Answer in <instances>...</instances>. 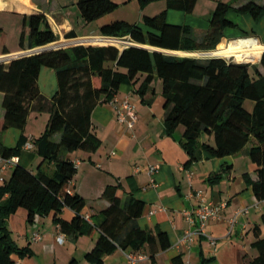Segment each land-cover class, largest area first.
Masks as SVG:
<instances>
[{"label":"trees","instance_id":"trees-1","mask_svg":"<svg viewBox=\"0 0 264 264\" xmlns=\"http://www.w3.org/2000/svg\"><path fill=\"white\" fill-rule=\"evenodd\" d=\"M157 1H165L166 10L153 17L144 16L141 24L112 21L100 27L101 36L130 38L135 46L122 52L111 46H75L0 65L4 110L0 120V157L5 160L18 157L25 144L22 136L15 147H5L2 135L7 129L23 130L31 112L49 114L46 129L34 140L36 154L41 158L36 170L31 171L18 162L9 179L0 185V264H15L13 256L24 259L33 254L30 247H19L8 229L7 221L18 209L26 211L28 223L36 216L52 214L53 222L65 234L77 236L98 230L100 236L95 246L85 255L89 262L100 264L105 255L117 249L138 251L147 246L154 257L170 247L165 233L154 235L139 227L137 219L143 213L144 203L132 194H125L121 185L105 188L102 198L109 206L102 212L101 221L93 225L82 215L84 199L67 192L76 168L66 156L78 150L95 152L101 145L92 132L93 110L112 101L122 85L137 83L140 75L144 78L137 95L142 102L152 84L161 81L165 134L172 136L179 126L184 128L181 146L188 155L184 168L189 169L203 153L224 158L238 154L254 142L247 155L257 167L258 180L252 181L247 173L243 177L255 198L264 201V73L259 70L264 72V54L259 65L253 66L230 63L222 57L197 59L143 48L186 53L216 50L224 30L237 28L228 19V13L247 15L258 23L264 16V3L249 0L234 7L232 3L219 2L207 33L198 41L189 25L167 21V12L171 10L191 14L197 0H139V4L144 8ZM76 6L83 22L90 24L113 13L119 5L114 0H77ZM23 25L27 33L24 30L21 33V49L26 41L29 49L57 41L42 14L25 17ZM42 68L55 73L57 89L50 99L39 89ZM247 101L253 103L250 112L245 109ZM203 135L212 136L213 145L201 143ZM44 163L54 166L51 175L42 171ZM63 208L74 212L70 222L59 217ZM261 224L264 226V214ZM252 247L257 256L249 264H264V237H260L258 230ZM210 261L202 257L198 264ZM68 264L78 262L73 259ZM172 264H183L182 258L175 257Z\"/></svg>","mask_w":264,"mask_h":264},{"label":"crops","instance_id":"crops-1","mask_svg":"<svg viewBox=\"0 0 264 264\" xmlns=\"http://www.w3.org/2000/svg\"><path fill=\"white\" fill-rule=\"evenodd\" d=\"M114 1L119 6L113 13L122 5H136L139 13L137 21H128L127 15L120 18L106 15L95 21L98 23L95 29L87 30L89 24L83 22L76 6L77 0H0V57L7 60L12 57L19 59L31 56L32 52L40 48L56 50L75 46H111L122 52L127 47L135 46L130 38L101 36L100 27L112 21L141 24L144 16H156L167 7L165 1L153 2L144 8L140 7L139 0ZM248 1L197 0L191 14L171 10L167 12V21L174 25H189L194 37L201 41L209 29V21L219 2L232 3L234 7H239ZM258 3L263 4L264 0ZM37 14L45 16L57 41L32 49L28 48L26 41L25 48L21 49V33L23 30L27 33L23 25L24 18ZM227 17L237 28L224 30L216 50L222 46L234 48L242 43L264 48V16L258 23L247 15H237L233 12L228 13ZM96 38L114 40L117 43H94ZM194 54L197 53L178 52L177 55L171 56ZM259 70L264 73L261 68ZM143 78L144 76L140 75L137 83L122 85L113 99H127L135 106L138 119L133 128L129 129L117 122V111L110 104L111 101L93 110L92 132L101 141V145L95 152L78 150L66 156L76 168V174L68 188L72 194H78L84 199L82 215L88 216L89 220L85 221L93 225L101 221L102 212L109 206L102 198L105 188L121 185L125 194H132L144 203L143 213L137 219L139 227L154 235L157 232L165 233L170 247L154 257H151L147 246L138 251L124 252L117 249L112 254L105 255L100 264H127L124 253L136 252L147 256L137 264H172L175 257H181L183 264H198L202 257L211 260L208 264H249L257 256V251L252 247L255 230H258L260 237H264V226L261 224L264 201L255 198L251 186L246 184L243 177L247 173L252 181L258 180L257 167L247 155L254 142H250L252 145L246 146L238 154L224 158H215L203 153L202 158L194 162L189 169L184 168L188 159L181 146L184 128L179 126L172 136L165 134L161 81L157 80L152 84V89H149L142 102L137 90ZM38 85L41 94L50 99L57 89L55 73L51 69L42 68ZM2 99L3 95H0V120L4 116ZM245 109L252 111L253 103L245 102ZM48 120L49 114L46 112H31L23 130L10 128L2 135V144L8 148L15 147L22 136L25 138L20 155L15 158L17 163L31 171H35L41 162V158L36 154L34 140L43 134ZM55 137L54 140L57 141L59 136L57 140ZM200 141L210 145L214 143L212 136H202ZM28 143L32 144V149L26 148ZM4 164L5 159L0 157V185L9 179L15 166L7 165L2 169ZM151 165H157L158 169L149 176L147 167ZM136 167L139 171L135 170ZM41 169L49 175L54 172L52 164L44 163ZM187 171L192 173L191 178L188 177ZM151 179L154 186L151 185ZM193 191L204 192L207 201L213 205L225 204L219 219L210 221L205 230L214 244L208 237L196 235L192 241H182L183 236L195 228L185 217L186 212L197 206L194 198H188ZM124 199L125 197L123 201ZM59 217L65 222H70L74 212L63 208ZM7 225L16 244L19 247L28 246L33 252L31 257L24 259L13 256L17 264H68L73 259L78 264H97L85 260L86 253L93 249L100 236L96 229L91 234L82 232L77 236L64 233L65 240L63 244H59L56 238L60 231L58 225L53 222V215L36 216L32 223H28L24 209H18L12 214ZM35 234L40 236L39 240L34 239Z\"/></svg>","mask_w":264,"mask_h":264},{"label":"built area","instance_id":"built-area-1","mask_svg":"<svg viewBox=\"0 0 264 264\" xmlns=\"http://www.w3.org/2000/svg\"><path fill=\"white\" fill-rule=\"evenodd\" d=\"M255 40L254 38H250ZM259 46V45H258ZM264 53V52H263ZM110 104L116 109V120L119 124L126 126L127 128L131 129L134 127L135 123L137 122V114L135 111V106L131 104L127 99H124L122 101L113 100L110 102ZM27 149H32L33 146L31 143H28L26 145ZM114 154V152L112 153ZM17 163V158H11L8 161L5 160V164L2 169H4L7 165H15ZM158 169L157 165H151L147 167V173L149 176H152L154 173H156ZM136 171H139V168H135ZM188 177H192V173L190 171H187ZM2 182V178L0 177V183ZM151 185L154 186V181L150 180ZM67 192L71 194V191L69 188L67 189ZM189 199L194 198L197 201V206L190 212L185 213L186 220L189 222V224L194 228L193 231H188L182 238V241H192L193 236H206L208 237L212 244H214V241L212 238L207 236L206 233V227L210 221L218 220L220 211L222 208L225 207V204H217L213 205L207 201L206 195L202 191H193L188 195ZM84 219L89 220L88 216H85ZM58 229L60 233L58 234L56 240L59 244H63L65 240L64 233L61 232L60 227L58 226ZM35 240H39L40 236L38 234H35L34 236ZM124 256L127 260V264H137L141 260H145L147 256L142 252H136V253H124ZM17 264V263H15Z\"/></svg>","mask_w":264,"mask_h":264},{"label":"bare ground","instance_id":"bare-ground-1","mask_svg":"<svg viewBox=\"0 0 264 264\" xmlns=\"http://www.w3.org/2000/svg\"><path fill=\"white\" fill-rule=\"evenodd\" d=\"M94 43H117L114 40L108 39H94ZM264 51L263 47H255L249 46L246 43H242L237 45L234 48H226L224 46L218 48L216 51L210 53L211 56H218L224 58H235L237 62H244V63H254L257 62L261 57V52ZM195 55V54H194ZM197 55H203L202 53H198ZM7 59L4 57H0V62H4Z\"/></svg>","mask_w":264,"mask_h":264},{"label":"rangeland","instance_id":"rangeland-1","mask_svg":"<svg viewBox=\"0 0 264 264\" xmlns=\"http://www.w3.org/2000/svg\"><path fill=\"white\" fill-rule=\"evenodd\" d=\"M138 14L139 13H138V10L136 8V5H127L126 7L124 5H122V6L119 7V9L115 13H113V15H109L108 14V16H112L114 18H120V17H122V15H127L129 17L127 20L133 23V22H136L137 21V19L139 17ZM107 18H109V17H107ZM100 22H102V21H100ZM97 24H98L97 22L90 23L88 25V29L87 30H93V29H95ZM85 30H86V28H85ZM86 32H88V31H86ZM248 38H245V39H248ZM196 53L198 54V53H202V52H196ZM197 54L193 55L192 58L206 59L205 57H203V55L200 56V55H197ZM222 58H224V57H222ZM224 59L226 61L230 62V63L249 64V65H253V66H258L259 65V61H260V59H259L257 62H254V63H244V62H237V60L235 58H233V57H231V58H224ZM5 64H8V63H5ZM159 85H160V83H159ZM203 136H206V135H203ZM57 138H58V136L55 137L56 140H57ZM251 145L252 144L250 143L247 146L250 147Z\"/></svg>","mask_w":264,"mask_h":264},{"label":"water","instance_id":"water-1","mask_svg":"<svg viewBox=\"0 0 264 264\" xmlns=\"http://www.w3.org/2000/svg\"><path fill=\"white\" fill-rule=\"evenodd\" d=\"M145 49H148L149 51H152V52H158V53H163V54H167V55H177L178 52H170V51H165V50H161V49H155V48H151V47H146L144 46ZM52 50L51 48H40L39 50L35 51V52H32L31 53V56L32 55H36V54H41L43 52H46V51H50ZM214 51V50H213ZM213 51H209V52H202L203 54V57L205 58H213V57H217V56H211L210 53L213 52ZM180 53V52H179ZM185 53V52H183ZM188 54H191V53H188ZM180 57H192V56H180ZM262 57V56H261ZM261 59V58H260ZM15 60V57H12V58H9L8 60L4 61V62H0V65H3L5 63H9L11 61Z\"/></svg>","mask_w":264,"mask_h":264}]
</instances>
